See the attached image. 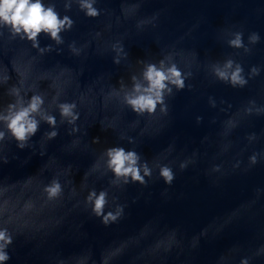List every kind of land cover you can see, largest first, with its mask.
<instances>
[{
	"label": "water",
	"instance_id": "obj_1",
	"mask_svg": "<svg viewBox=\"0 0 264 264\" xmlns=\"http://www.w3.org/2000/svg\"><path fill=\"white\" fill-rule=\"evenodd\" d=\"M56 3L76 22L62 34L59 54H41L0 28V111L15 102L12 91L42 95L58 131L49 140L44 133L52 129L42 122L22 150L10 136L0 141V224L15 236L7 264H239L243 256L264 264V162L247 172L231 167L238 156L264 150V115L246 112L250 101L264 104V71L244 89L211 74L229 56L246 72L264 68V0H98L95 18L75 5L64 13L63 0ZM238 30L246 45L251 32L260 34L251 54L228 47L227 33ZM39 40L54 45L43 34ZM72 41L78 54L68 48ZM117 44L128 53L119 64ZM168 54L192 73V91L174 90L168 116L134 113L124 103L131 77ZM61 103L75 104L74 123L60 116ZM251 132L258 142L244 138ZM113 146L137 151L154 175L157 163L178 170L194 151L197 163L178 175L168 198L162 179L147 188L112 185L104 154ZM214 164L221 172L211 171ZM54 178L63 194L49 199L45 188ZM93 188L108 190L106 211L127 204L124 218L105 227L93 216L85 203Z\"/></svg>",
	"mask_w": 264,
	"mask_h": 264
},
{
	"label": "clouds",
	"instance_id": "obj_2",
	"mask_svg": "<svg viewBox=\"0 0 264 264\" xmlns=\"http://www.w3.org/2000/svg\"><path fill=\"white\" fill-rule=\"evenodd\" d=\"M98 0H63L62 7L64 13L71 12L73 6L79 12H82L88 18H95L101 15L102 9L97 7ZM75 20L70 15H61L57 9L56 0H0V28H6L9 34L22 41H29L33 48L41 54L56 51L58 54L63 51L60 47L65 44L63 33L71 31L75 26ZM45 35L50 38L53 44L41 47L40 36ZM227 39L228 47L234 50H243L245 55L252 53V47L260 43L261 37L258 32H251L248 36V44L244 42V32L229 31ZM69 50L73 54H78L79 50L75 46V41L68 44ZM116 55L113 57V63L119 64L121 59L126 58L128 53L124 51L122 44L113 45ZM264 71L262 66L252 65L248 71H245L244 64L232 58H225L222 62L217 61L211 65V74L215 78L214 82H221L233 89H244L249 81L261 75ZM192 77V73L184 72L171 55H165L156 62L143 63V68L139 75L131 77V87L124 92V103L136 114L154 115L159 109L164 116L170 114V106L167 98L175 95L187 88L192 91L193 85L187 83ZM213 82V83H214ZM175 90V92H174ZM11 91V90H10ZM16 96L14 103H11L3 111H0V141L10 136L16 142L19 149L28 146L31 138L39 131L41 123H47L51 131L44 135L49 139H54L58 135L56 130V117L50 114L45 108V100L42 95L34 94L25 99L20 96L18 91H12ZM221 104L227 102L223 99ZM208 104L212 108L217 107V100L209 96ZM251 105L246 109L249 115L255 113L258 117L264 115V104L256 105L255 101H250ZM60 116L67 119L69 123H74L78 118V113L74 111L75 104L61 103L58 105ZM196 123L203 121L202 116H196ZM244 138L250 143L258 142L260 137L255 133H247ZM98 139V138H96ZM129 143H134L129 138ZM247 152V149L244 150ZM105 168L112 174L110 183L115 186H126L130 183L139 184L147 188L150 182L162 179L168 186L161 195L169 197V189L172 188L179 174L189 170L191 165L197 163L194 151L192 157L181 160L177 168L171 163H157L154 169L149 161L144 160L142 156L133 150H126L122 146H113L105 152ZM264 162V150H253L245 156H238L232 163L233 170L250 171L258 164ZM7 163V161H5ZM213 173L221 172V165H212ZM264 190V188L260 189ZM49 199H58L63 194V187L58 179H53L45 188ZM136 201L133 200V203ZM86 205L90 208L93 216L99 218L105 227H109L125 216L127 204H116L114 208L109 206V192L102 189L99 192L95 188L88 192L85 199ZM15 236L7 223L0 224V264H7L10 260L9 247L14 243ZM260 256H264L261 253ZM250 257L243 256L239 264H250Z\"/></svg>",
	"mask_w": 264,
	"mask_h": 264
}]
</instances>
